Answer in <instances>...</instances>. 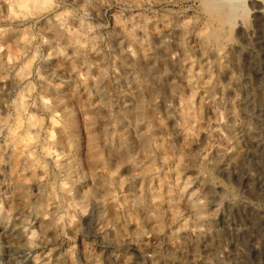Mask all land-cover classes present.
<instances>
[{"label":"rangeland","instance_id":"374dc122","mask_svg":"<svg viewBox=\"0 0 264 264\" xmlns=\"http://www.w3.org/2000/svg\"><path fill=\"white\" fill-rule=\"evenodd\" d=\"M0 264H264V0H0Z\"/></svg>","mask_w":264,"mask_h":264},{"label":"bare ground","instance_id":"6f19581e","mask_svg":"<svg viewBox=\"0 0 264 264\" xmlns=\"http://www.w3.org/2000/svg\"><path fill=\"white\" fill-rule=\"evenodd\" d=\"M29 1V0H28ZM77 45V44H76ZM149 95H150V92H149V90H148V92H147ZM190 99V98H189ZM191 99H193L192 97H191ZM187 101V100H186ZM189 102H190V100H189ZM189 102H188V104H189ZM192 102V101H191ZM193 103V102H192ZM185 105H187V104H185ZM190 106V105H189ZM188 109H189V107H188ZM188 111V110H187ZM129 112V111H128ZM20 123V122H19ZM30 126V125H29ZM17 129H20V128H17ZM25 129V128H24ZM18 131V130H17ZM30 133V132H29ZM18 134H19V132H15L14 134H12V136L10 135V138H9V140H8V143L9 144H12L14 141H16V139L18 138ZM31 135V134H30ZM20 137V136H19ZM26 137V136H25ZM29 137V136H28ZM27 137V138H28ZM18 140V139H17ZM5 145H6V143H5ZM17 145V144H16ZM225 145V144H224ZM13 146V145H12ZM27 149V148H26ZM25 153V152H24ZM29 155H30V152H29ZM179 161V160H178ZM174 163V162H173ZM177 163V162H176ZM179 163V162H178ZM180 164V163H179ZM175 167L177 168L178 166H176L175 165ZM171 168V167H170ZM181 169V168H180ZM184 170V169H183ZM182 173V172H181ZM172 176H173V178L175 179V180H179V178H180V172L178 171V169H175L174 171H172ZM171 181V180H170ZM174 181V180H173ZM180 181V180H179ZM181 181H182V177H181ZM178 182V181H177ZM184 182V186H185V182L186 181H183ZM173 183V182H172ZM174 184H176V183H174ZM8 185V184H7ZM6 185V186H7ZM183 185V184H182ZM187 185V184H186ZM174 186V185H173ZM8 187V186H7ZM176 187H177V185H176ZM183 187V186H182ZM174 188V187H173ZM175 189H177V188H175ZM177 191V190H176ZM175 191V192H176ZM181 191L183 192V194L187 197V202H188V211L190 212V214L192 215H199L200 213H201V211H202V206H200L199 205V203H198V201H195L194 200V198H192V196L190 195V193H188L187 192V189H186V187H183V188H181ZM181 192V193H182ZM169 194V193H168ZM171 194V193H170ZM192 194V193H191ZM55 208V207H54ZM175 209V208H174ZM173 209V210H174ZM172 210V211H173ZM176 210V209H175ZM204 210V209H203ZM176 211H178V210H176ZM178 212H180V211H178ZM173 213H174V211L172 212V215H173ZM188 213V212H187ZM176 217H178L179 216V214L176 212L175 214H174ZM182 215V214H181ZM174 217V216H173ZM183 217V216H182ZM190 217H192V216H190ZM197 217V216H196ZM203 217V216H202ZM180 218H181V216H180ZM187 218V217H186ZM177 220V219H176ZM185 220V219H184ZM183 220V221H184ZM183 224H184V222H183ZM188 225V224H187ZM192 232V231H191ZM194 233V232H193ZM197 234V233H196ZM195 235V234H194ZM204 236V235H203ZM198 237V236H197ZM171 242V241H170ZM169 242V243H170ZM177 242V240L176 239H174L173 240V244L174 243H176ZM180 242V241H179ZM181 250V249H180Z\"/></svg>","mask_w":264,"mask_h":264}]
</instances>
